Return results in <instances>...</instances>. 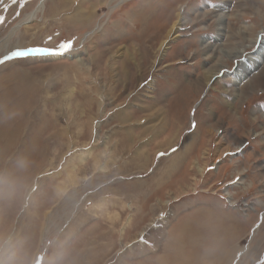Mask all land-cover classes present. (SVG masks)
<instances>
[{"label":"rangeland","instance_id":"374dc122","mask_svg":"<svg viewBox=\"0 0 264 264\" xmlns=\"http://www.w3.org/2000/svg\"><path fill=\"white\" fill-rule=\"evenodd\" d=\"M38 2L0 58L73 46L0 63V264H264V0Z\"/></svg>","mask_w":264,"mask_h":264},{"label":"bare ground","instance_id":"6f19581e","mask_svg":"<svg viewBox=\"0 0 264 264\" xmlns=\"http://www.w3.org/2000/svg\"><path fill=\"white\" fill-rule=\"evenodd\" d=\"M45 2H46V0H39V2H38V4L36 5V7H35V9H34V11H32L31 13H29L27 16H26V19L25 20H27V21H25V22H29L31 19H33L38 13H41V12H43V10H44V8H45ZM225 6H221L218 10H225L226 8H227V3H225L224 4ZM180 12V11H179ZM74 16V15H73ZM220 16H221V18L223 19L224 18V16L225 15H223V14H220ZM72 17V16H71ZM179 19L178 20H176L172 25H171V27H170V29L168 30V33H167V38H165L164 40H162V42H161V46H163V47H166L168 44H169V42L171 41V39H174L175 37H178L179 35H180V33H179V29L181 28V24H182V22H183V20H184V18L182 17V15H181V13L179 14ZM36 19V18H35ZM81 19V18H80ZM177 19V18H176ZM134 23V22H133ZM20 25V24H19ZM18 26V25H17ZM17 26H15L11 31H10V33H9V35H8V38H10V37H12L13 36V34L16 32V29H17ZM128 26V25H127ZM137 26V25H136ZM19 28V27H18ZM98 29V28H97ZM246 30V29H245ZM18 31V30H17ZM7 38V39H8ZM263 40V39H262ZM254 41V40H253ZM257 41V40H256ZM217 43V42H216ZM211 44V43H210ZM243 45H244V43H243ZM216 46V45H215ZM245 47V46H244ZM226 48V47H225ZM239 49V48H238ZM212 50V49H211ZM210 50V51H211ZM220 50H222V49H220ZM223 51V50H222ZM230 51V50H229ZM232 51V50H231ZM235 51V50H234ZM264 51V43H262V45L260 46V48H259V52H257L256 54H255V56H251L250 58H249V62L248 63H246L244 66L242 65L241 67H242V69L241 70H243V71H247V73H248V70H253V69H255V68H257L258 66H259V64H260V62H261V55H263L262 54V52ZM217 52V51H216ZM224 52V51H223ZM230 53V52H229ZM239 53V52H238ZM242 53V52H241ZM63 56H70V54L69 53H64V54H62ZM239 56V55H238ZM58 57V56H57ZM60 57V56H59ZM233 59V58H232ZM263 60V59H262ZM89 67V66H88ZM220 68H221V66H220ZM211 70V69H210ZM217 70V69H216ZM257 70V69H256ZM238 71V70H237ZM240 71V70H239ZM238 71V72H239ZM214 72V71H213ZM212 72V73H213ZM209 73V72H208ZM216 73V72H215ZM240 73V72H239ZM214 74V73H213ZM208 75V74H207ZM240 75H243V73H240ZM211 77H212V75H211ZM214 77V76H213ZM242 79V78H241ZM90 257V256H89ZM89 260H90V258H89ZM240 262V261H239Z\"/></svg>","mask_w":264,"mask_h":264},{"label":"snow or ice","instance_id":"6c2138e0","mask_svg":"<svg viewBox=\"0 0 264 264\" xmlns=\"http://www.w3.org/2000/svg\"><path fill=\"white\" fill-rule=\"evenodd\" d=\"M20 0H14V3H18ZM3 18L0 19V22H2ZM73 46V41H64L61 43L60 47L58 49H47V48H31V49H23V48H17L10 52V54L3 56L0 58V63H3L9 59L14 58H20L25 57L31 54H41V53H48V54H56V55H62L64 52H67L71 50ZM159 156L165 155V153H159Z\"/></svg>","mask_w":264,"mask_h":264}]
</instances>
